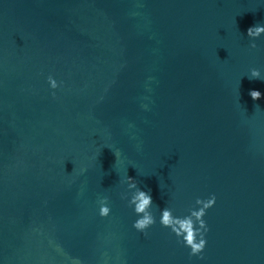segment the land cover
<instances>
[{
	"label": "water",
	"instance_id": "obj_1",
	"mask_svg": "<svg viewBox=\"0 0 264 264\" xmlns=\"http://www.w3.org/2000/svg\"><path fill=\"white\" fill-rule=\"evenodd\" d=\"M257 25L264 0H0V264H264ZM212 195L201 259L160 219Z\"/></svg>",
	"mask_w": 264,
	"mask_h": 264
},
{
	"label": "clouds",
	"instance_id": "obj_2",
	"mask_svg": "<svg viewBox=\"0 0 264 264\" xmlns=\"http://www.w3.org/2000/svg\"><path fill=\"white\" fill-rule=\"evenodd\" d=\"M264 35V26L257 25L248 29V36L253 40ZM252 48H256V44L251 45ZM49 83L53 89L59 87L57 81L53 77H49ZM249 79H259L264 80L261 77V73L257 69H252ZM250 96L254 101L261 99V93L259 91H251ZM128 188L130 191L134 190L132 197L129 201V207L134 208L135 214L139 217L133 224V227L141 232L147 234V230L156 224V218L152 212L154 206L153 199L149 192L142 191L138 187L136 180L129 178L127 179ZM127 198V197H125ZM197 208L190 209V215L184 217H177L173 214L172 209L164 208L162 209L160 224L171 229V231L178 237L181 238L185 245L191 249V256H200L205 248L207 241L205 239V234L208 231V226L204 217L207 211L213 208L216 204V196L212 195L209 199H197ZM100 216L107 218L111 214V209L108 205V199L104 198L100 202ZM159 208L158 206H156Z\"/></svg>",
	"mask_w": 264,
	"mask_h": 264
}]
</instances>
